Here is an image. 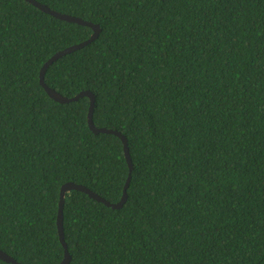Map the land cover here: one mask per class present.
Segmentation results:
<instances>
[{
  "label": "trees",
  "instance_id": "obj_1",
  "mask_svg": "<svg viewBox=\"0 0 264 264\" xmlns=\"http://www.w3.org/2000/svg\"><path fill=\"white\" fill-rule=\"evenodd\" d=\"M39 1L101 25L45 79L91 90L134 163L121 208L67 192L69 264H264V0ZM93 32L0 0V248L25 264L65 258L66 182L118 202L130 174L90 98L40 81Z\"/></svg>",
  "mask_w": 264,
  "mask_h": 264
},
{
  "label": "water",
  "instance_id": "obj_2",
  "mask_svg": "<svg viewBox=\"0 0 264 264\" xmlns=\"http://www.w3.org/2000/svg\"><path fill=\"white\" fill-rule=\"evenodd\" d=\"M29 2H31L32 4H34L35 6L39 7L41 10L52 14L53 16L63 19V20H67L70 22H77L79 24H83V25H88L91 26L94 30L93 34L91 35V37L83 42L80 43H76L73 44L71 46H68L62 50H59L58 52H56L51 58H49L45 64L43 65L42 69H41V74H40V81L41 84L44 86V88L46 89V91L48 92V94L54 98L57 101L60 102H71L73 100H78L79 98L83 97V96H88L91 100L90 103V108H89V114H88V121H89V126L90 128L95 132V133H99V132H104V133H112V134H116L118 136H120L124 142V148H125V154L130 166V174L128 176V179L126 181L125 187H124V194L122 196V198L118 201V202H111L108 199H106L105 197L101 196L99 193H97L96 191H94L93 189L89 188L88 186L81 184V183H77L74 181H69L66 182L62 188H61V194H60V202H59V212H58V220H57V224H58V230H59V235H60V240L63 243V245L65 246V258L59 263V264H69V262L72 259V256L68 250V243L66 241L65 238V229H64V207H65V203H66V194L69 190H73V189H77V190H81L87 194H89L90 197L95 198L98 201L104 202L106 205L111 206L113 208H121L122 206L125 205L127 199H128V188L130 186V182L132 179V171L134 168V163L132 160V156H131V152H130V148H129V143L127 140V137L119 130L115 129V128H108L106 126H98L96 125L95 121H94V109H95V104H96V95L89 89L87 90H82L81 92H79L77 95L69 97L66 96L64 94H62L61 92H59L58 90H56L55 88L50 87L47 83H46V72L47 69L49 68V66L54 63L56 60H58L60 57L71 53L77 49H80L86 45H88L89 43H91L93 40H95L101 30L102 27L100 24L92 22L90 20H86L82 17L79 16H75L73 14H68V13H64L61 11H58L56 9L51 8L50 6H48L47 4L40 2L39 0H27ZM0 258L7 261V262H11L14 264H25L22 263L20 261H18L14 256H12L11 254H9L8 252H6L5 250L0 248Z\"/></svg>",
  "mask_w": 264,
  "mask_h": 264
}]
</instances>
